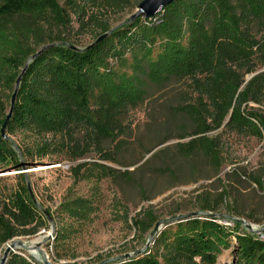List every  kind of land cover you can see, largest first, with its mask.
<instances>
[{
	"label": "trees",
	"instance_id": "16d2710c",
	"mask_svg": "<svg viewBox=\"0 0 264 264\" xmlns=\"http://www.w3.org/2000/svg\"><path fill=\"white\" fill-rule=\"evenodd\" d=\"M121 6H130V0H66L64 6L58 0H0L1 170L21 169V157L32 167L34 159L42 161L55 151L82 159L93 146L102 162L123 166L103 154V145L125 133V116L154 98L155 91H182L176 111L193 126L178 138L189 139L178 144L186 159L201 153L220 169V132L264 142V0H175L151 19L140 17L114 29L100 25L99 36L109 35L91 49L70 43L68 32L74 23L84 29L90 7ZM25 69L6 133L51 136L56 141L49 138L17 150L4 140L1 129ZM81 168L86 169L84 180L116 173L99 162L76 170ZM20 179L0 198V250L15 238L35 236L48 227L24 176ZM253 182L264 192L263 177ZM217 209L200 207L212 213ZM94 213L90 200L73 198L61 205L60 221L88 223ZM157 221L146 212L136 225L147 234ZM229 222L231 226L194 217L173 223L157 234L144 254L110 264H218L228 250L234 254L233 264H264V236ZM68 235V227H60L56 245ZM25 253L12 251L6 264H40Z\"/></svg>",
	"mask_w": 264,
	"mask_h": 264
},
{
	"label": "rangeland",
	"instance_id": "374dc122",
	"mask_svg": "<svg viewBox=\"0 0 264 264\" xmlns=\"http://www.w3.org/2000/svg\"><path fill=\"white\" fill-rule=\"evenodd\" d=\"M58 1L62 6L66 3V0ZM142 1L130 0V6L125 8L90 7L84 29L80 30L79 24L74 23L68 32L70 43L80 49L89 47L100 37V25H108L110 29L119 27L137 11ZM89 17L94 19L88 21ZM180 92V89L155 91L154 98L125 116V133L115 143H104L103 154L112 156L123 166L102 162V155L93 146L89 154L78 160H73L70 153L55 151L52 157L42 161L34 159L32 167L21 157V169H0V198L14 190L24 176L35 202L52 221L51 224L47 219L48 227L35 236L15 238L2 247L0 255L16 241L34 247L32 242L43 238L40 250L51 264H99L142 250L158 222L199 212L203 204L218 208L213 213L238 218L256 230L264 228V192L253 182L254 177L264 178V142L220 132V169L216 170L201 153L184 158L178 144L189 139L178 138L189 134L193 126L186 116L176 111L182 104ZM6 135L17 150L31 148L49 138L56 141L51 136ZM83 135L78 138L82 139ZM90 162L108 165L116 173L84 180L86 169L76 168ZM125 171L129 172L126 177L118 173ZM79 197L93 203V220L82 224L60 221L61 205ZM146 212H152L158 221L144 234L136 222L144 221ZM229 221L220 220L231 226ZM62 226L69 229L68 239L56 245V233ZM259 233L264 236V232ZM36 251L41 260L33 257L34 251H25V255L43 264L40 251ZM234 261L233 252L228 250L220 256L218 264Z\"/></svg>",
	"mask_w": 264,
	"mask_h": 264
},
{
	"label": "water",
	"instance_id": "95a60500",
	"mask_svg": "<svg viewBox=\"0 0 264 264\" xmlns=\"http://www.w3.org/2000/svg\"><path fill=\"white\" fill-rule=\"evenodd\" d=\"M173 2H175V0H143L137 7V11L132 14L128 20L126 21V23H132L134 21H136L138 18L142 17L145 20L151 19L153 17H155L156 15H158L160 12H162V10L164 8H166L167 6L171 5ZM124 24V23H123ZM108 34H104L102 36H100L93 44H91L89 47L86 48V50L91 49L93 46H95L96 44H98L99 42H101L104 38H106ZM47 47L42 48L39 52H37L32 59H36L43 50H45ZM73 49H76L73 47ZM28 66V64H27ZM26 66V68H27ZM26 69L22 72V74L19 76V78L16 81V88L15 91L12 95L11 98V108L9 111V114L5 120V123L1 129V135L4 138V140H8V137L6 135V128L8 125V122L11 118L14 106H15V102H16V98L18 95V90L20 88V84L23 78V75L25 73ZM30 191V189H29ZM31 193V191H30ZM32 195V194H31ZM33 196V195H32ZM44 212V211H43ZM45 213V212H44ZM45 216L47 217V219L49 220V222L52 224L51 219L48 217V215L45 213ZM194 217H209L212 219H216V220H223V219H228L234 222H238L241 223L243 226H245L248 230H250L251 232H264V228H262L261 230H256L254 229L250 224L246 223L243 220H240L238 218L235 217H227L223 214H216V213H212V212H204V211H199V212H194V213H190V214H186V215H178V216H173L167 220H163L161 222H158L156 224V227L154 229V231L152 232V234L150 235L149 238V242L148 244L145 246V248H143L142 250L136 251L133 254H126L117 258H111L108 260L103 261L102 263L99 264H110V263H114V262H120V261H124L130 258H134L140 254H144L145 252H147V250L149 249L150 245L152 244V242L154 241L155 237L157 236V234L163 230L165 227L176 223V222H181L184 221L186 219H190V218H194ZM40 246L41 244L39 243L36 247H27L23 242L21 241H16L11 245V248H8L5 253H4V257L1 261V264H6L8 261V257L10 255V253L13 251L14 248L19 247L25 251H40L42 257H43V264H51L48 261L47 255L44 253V251L40 250Z\"/></svg>",
	"mask_w": 264,
	"mask_h": 264
},
{
	"label": "bare ground",
	"instance_id": "6f19581e",
	"mask_svg": "<svg viewBox=\"0 0 264 264\" xmlns=\"http://www.w3.org/2000/svg\"><path fill=\"white\" fill-rule=\"evenodd\" d=\"M41 241H43V238H40L38 240H36L35 242H32V246L36 247L37 244H39ZM11 245L12 244H9L2 252V254L0 255V264H1V261L4 257V253L5 251L8 249V248H11ZM13 251H23V249L19 248V247H16L13 249ZM30 254V253H29ZM31 254L33 255V257H35L37 260H41L40 256H39V253L37 251H34V252H31Z\"/></svg>",
	"mask_w": 264,
	"mask_h": 264
}]
</instances>
